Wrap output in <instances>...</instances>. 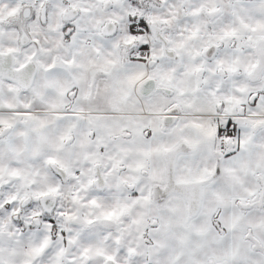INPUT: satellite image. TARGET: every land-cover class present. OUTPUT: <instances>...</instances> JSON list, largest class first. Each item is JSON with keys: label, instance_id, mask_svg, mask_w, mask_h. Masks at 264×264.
<instances>
[{"label": "snow or ice", "instance_id": "6c2138e0", "mask_svg": "<svg viewBox=\"0 0 264 264\" xmlns=\"http://www.w3.org/2000/svg\"><path fill=\"white\" fill-rule=\"evenodd\" d=\"M0 264H264V0H0Z\"/></svg>", "mask_w": 264, "mask_h": 264}]
</instances>
